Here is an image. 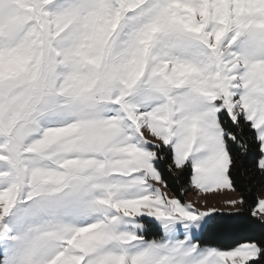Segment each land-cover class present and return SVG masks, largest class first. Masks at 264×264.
I'll return each instance as SVG.
<instances>
[{
	"label": "snow or ice",
	"instance_id": "1",
	"mask_svg": "<svg viewBox=\"0 0 264 264\" xmlns=\"http://www.w3.org/2000/svg\"><path fill=\"white\" fill-rule=\"evenodd\" d=\"M262 189L264 0H0V264H264Z\"/></svg>",
	"mask_w": 264,
	"mask_h": 264
},
{
	"label": "rangeland",
	"instance_id": "2",
	"mask_svg": "<svg viewBox=\"0 0 264 264\" xmlns=\"http://www.w3.org/2000/svg\"><path fill=\"white\" fill-rule=\"evenodd\" d=\"M264 190V189H262ZM198 191V190H194ZM201 195H214L212 193H202ZM218 196L217 200L214 201V203L218 204L221 207H224L225 209H227L229 207L227 200L229 197H234V193H232V191L230 189H221L219 190V193L216 194ZM188 199L189 201H192L193 199H195V196L193 195V193H189L188 194ZM228 264H231V261L228 262Z\"/></svg>",
	"mask_w": 264,
	"mask_h": 264
},
{
	"label": "trees",
	"instance_id": "3",
	"mask_svg": "<svg viewBox=\"0 0 264 264\" xmlns=\"http://www.w3.org/2000/svg\"><path fill=\"white\" fill-rule=\"evenodd\" d=\"M247 179H251V177H248Z\"/></svg>",
	"mask_w": 264,
	"mask_h": 264
}]
</instances>
